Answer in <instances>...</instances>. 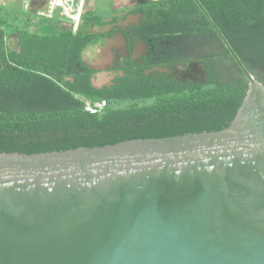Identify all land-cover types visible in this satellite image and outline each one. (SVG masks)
<instances>
[{"label":"water","instance_id":"water-1","mask_svg":"<svg viewBox=\"0 0 264 264\" xmlns=\"http://www.w3.org/2000/svg\"><path fill=\"white\" fill-rule=\"evenodd\" d=\"M0 264H264V85L221 131L0 154Z\"/></svg>","mask_w":264,"mask_h":264},{"label":"trees","instance_id":"trees-1","mask_svg":"<svg viewBox=\"0 0 264 264\" xmlns=\"http://www.w3.org/2000/svg\"><path fill=\"white\" fill-rule=\"evenodd\" d=\"M32 6L34 12L40 3ZM139 12L141 23L122 34L142 40L149 52L126 60L128 74L101 89L92 85L95 71L82 52L112 32L84 34L68 21L69 28H58L60 19H43L36 32L28 24L10 26L18 33L15 48L0 18V154L101 148L230 126L251 81L264 85V0H167ZM83 19L105 25L88 14ZM191 65L201 78L171 74Z\"/></svg>","mask_w":264,"mask_h":264},{"label":"rangeland","instance_id":"rangeland-1","mask_svg":"<svg viewBox=\"0 0 264 264\" xmlns=\"http://www.w3.org/2000/svg\"><path fill=\"white\" fill-rule=\"evenodd\" d=\"M23 1L24 0H0V18H2L4 22L1 23L3 26L9 24V27H6L7 30L9 28V37L12 36V27L10 28L11 25L21 24L23 26L27 25L29 22L37 21L35 18L39 19V17L32 12V4L29 6L30 9L27 7L29 11H25L26 5L23 4ZM40 1L44 2L47 0H36L37 3ZM116 2L117 0H115V2L114 0H86L84 14H88L96 20L100 22H107L108 24L105 27L94 26L92 24L85 25V19H83L78 28L84 34L113 33L110 40H106L107 38L103 39L99 43L95 44L94 48L90 50L86 48L82 52V57H84V59L82 58V61L84 65L90 70L95 71L92 77V85L98 89L111 86L114 84L115 80L125 77L128 74L126 69H124L126 60L131 59L133 62H138L149 52L148 45L145 42L142 41L143 45H140V48H136L134 40L131 41L123 36L122 30L126 27L123 26V24L120 25L119 23L123 13L118 15L116 14V16L110 15L112 6L119 9L118 6L114 5ZM24 7L25 10L23 11L24 13H22L20 8L24 9ZM113 19L116 20L112 21ZM60 21L62 22L59 23L60 26L58 28L61 26L69 28V24L67 22H64L61 19ZM58 28L55 29L58 30ZM17 37L15 40H17ZM140 42L141 40H137V43ZM10 44H12L15 48L18 46L17 41H14V43L10 42ZM199 68L200 67L197 65H191L186 70L181 67H177L171 74L177 80H197L203 75ZM155 72H165V70L157 68Z\"/></svg>","mask_w":264,"mask_h":264},{"label":"crops","instance_id":"crops-1","mask_svg":"<svg viewBox=\"0 0 264 264\" xmlns=\"http://www.w3.org/2000/svg\"><path fill=\"white\" fill-rule=\"evenodd\" d=\"M47 1H49V0H47ZM47 1H44V2L40 1L39 2L40 3V8L38 10H34V14H36L37 17H39V19L35 18V19H37V21H33L32 24H29L30 22L28 23V28L30 29L31 32H36L38 27H40L39 29L42 28V25H40L41 24L40 22H42L43 19H58V18H60L62 20L68 21L64 16H62L60 14V11H57L55 13V15L53 17H51V18L50 17L40 16L39 12H41V11L45 12L46 9H47V4H48ZM162 1H167V0H117V2L114 3V5L118 6L119 9H116V8H114V6H112L110 15L111 16H116V14L118 15L120 13H123V16L119 20L120 25L123 24V26H125V27L136 26V25H139L141 23V21L143 20V15H142V13L139 12V8H140L141 5H147L149 2H162ZM23 2H24L23 4L26 5V10H25V7H24V9L20 8L22 13H24L23 12L24 10L25 11H29L30 4H34V5L39 4V3L36 2V0H24ZM80 2L82 4V14H81V19H82V15L84 14V7H85V4H86L85 3L86 0H80ZM114 2H115V0H114ZM27 7L29 9H27ZM33 17H35V16H33ZM81 19H80V22L77 25L73 24L75 32L78 30V28L80 26ZM107 24L108 23L105 22V25H103V27H105ZM8 33H9V31H8ZM16 37H17L16 33L14 31H12V36L9 37V35H8V43H9V38H10V42H12V43H14V41L18 42V37H17V40H15ZM111 38L112 37H108L106 40H110ZM135 44H136V48H140V45L141 46L143 45L142 40H141L140 43H137V41H135ZM94 47H95V44H91V45H89V48L87 46V49L90 50V49H92ZM82 58L84 59V57H82Z\"/></svg>","mask_w":264,"mask_h":264},{"label":"built area","instance_id":"built-area-1","mask_svg":"<svg viewBox=\"0 0 264 264\" xmlns=\"http://www.w3.org/2000/svg\"><path fill=\"white\" fill-rule=\"evenodd\" d=\"M57 11L64 16L69 22L77 25L80 22L82 14V4L80 0H49L46 11L39 12L40 16L53 17ZM105 103L96 104V108H103ZM87 110L95 113L96 110L88 105Z\"/></svg>","mask_w":264,"mask_h":264}]
</instances>
